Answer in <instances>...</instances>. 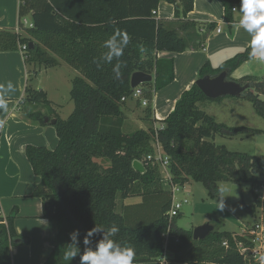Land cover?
<instances>
[{"label": "trees", "instance_id": "obj_1", "mask_svg": "<svg viewBox=\"0 0 264 264\" xmlns=\"http://www.w3.org/2000/svg\"><path fill=\"white\" fill-rule=\"evenodd\" d=\"M162 1L180 5L175 10L177 28L157 18ZM219 1L225 8V22L231 25L232 8L241 0ZM193 9L194 0H20L18 28L23 34L0 28V53L18 52L27 45V65L55 69L65 64L79 74L72 80L74 110L67 120L52 109L43 91L27 88L21 104V113L40 126L49 125L46 118L56 120L53 127L59 142L54 150L26 147V157L40 178L32 197L42 200V217L49 224L52 252L44 264H81L80 256L88 248L95 250L103 237V232L96 233L85 245L87 232L96 226L106 230L113 224L119 228L114 239L135 251L133 264L158 262L166 253L167 262L176 264H254L249 253L239 252L240 244L252 247L249 237L222 231L224 222H211L215 231L203 241H194L192 231L179 228L180 215L169 218L173 195L165 187L159 167L147 158L155 154L154 146L160 145L170 159L171 182L181 187L191 181L201 183L212 199L217 198L218 182L249 185L254 203L245 209L254 217L263 208L258 192L264 188V157L230 152L214 140L259 131L218 123L201 110V104L222 98L208 99L196 84L182 94L162 129L129 135L123 131L126 103L122 99L133 92L132 75L143 72L154 77L153 83L142 86L148 101L144 114L151 118L154 95L175 79L174 59H160L158 54H182L190 50L194 39L192 48L200 51L217 28L216 23L190 21ZM24 19L33 27L25 28ZM117 31L126 33L130 41L121 57L105 63L101 57L107 51L104 42ZM250 50L217 69L207 62L199 79L226 71L228 79L235 81L231 74L250 61ZM118 63L119 76L114 71ZM235 82L249 87L240 98L250 102L264 119V101L259 98L264 95V76ZM28 105L42 106L47 113L26 112ZM2 126L0 110V134ZM135 161L143 164V174L134 170ZM131 198L141 202L123 204L119 212V201ZM14 219V215L6 219L0 215V264H13L11 249L28 244L17 234ZM75 231L78 235L73 242L70 235ZM73 243L80 254L64 261L65 249Z\"/></svg>", "mask_w": 264, "mask_h": 264}, {"label": "crops", "instance_id": "obj_2", "mask_svg": "<svg viewBox=\"0 0 264 264\" xmlns=\"http://www.w3.org/2000/svg\"><path fill=\"white\" fill-rule=\"evenodd\" d=\"M19 5L20 0H0V28L2 30H12L23 34L21 31L18 32ZM176 7H180V5L173 6L164 1L160 2L157 18L167 22L170 28H177L176 25V27L174 26L176 22ZM233 9H236V11H233ZM239 9L240 3L233 6V23L229 25L225 22V8L219 0H194V9L188 15V19L196 23H216L217 28L206 40L204 49L200 51L192 48L196 43V39H194L190 43L192 45L190 46V50L182 54H170L166 52L158 54V58L160 59H174V82L154 95L151 104L153 109L151 118H146L144 109L143 111L141 110L142 113L136 112L135 107L129 105L131 100L126 102L123 109L125 115L123 131L125 134L129 135L138 130L146 131L150 128H154L155 130L162 129L164 126L163 121L174 111L182 94L190 90L199 80V71L207 62L214 69H217L224 62L250 47V35L243 28L237 27L241 19ZM230 28L232 29V34L230 33ZM203 31L200 30V33H203ZM181 35L184 34L181 32ZM28 67L32 68L35 65H27L20 51L0 53V84H6L11 81L15 87V91L8 98L7 111L2 110L3 126L0 134V215L5 219L14 215V227L17 234L28 240L27 245L15 246L11 249L13 264H44L52 252V247L49 244V224L42 217V200L32 197L35 189L40 184V178L35 176L26 157V147L33 145L54 150L59 141L53 126H40L28 119L20 111L22 109V100L26 98V90L30 87L28 85L30 78L37 76V73L33 70H28ZM63 68L68 72V74H65V82L67 83L69 92H71L72 80L78 76V73L74 70L72 71L65 64H61V66L55 69ZM263 76L264 62L253 59L235 70L231 74V79L239 81L245 77L262 78ZM261 96L264 95H260L259 98ZM134 102L138 106L141 104L139 101ZM218 102L222 107L226 106L225 104L229 102L228 106L231 108L230 116L232 117L241 111L243 106L250 103L242 98L230 97L223 98ZM235 103L237 104L235 105ZM56 105L58 108H61V106L54 102V106ZM205 109L211 114L209 108L205 107ZM212 116L216 121L221 124L225 123L228 127L259 131L256 134H241L232 139L217 136L214 140L215 144L217 138H220L222 141L219 146H225L230 152L264 157V119L258 116L255 110L254 112L250 111L246 117H242V122L237 120V122L229 124L218 119V115ZM50 130L54 131V138H56L54 139L53 147L48 146L49 144L45 140ZM34 140L37 142H34ZM236 142L243 144L244 147H250V151L252 152L230 148V144L232 145ZM187 184L182 186V190L186 191L185 186ZM239 186L242 196L241 202L229 205V196L225 199L226 206L222 211L219 210L217 201L208 205H195L194 210L196 215L204 217L206 220L205 224L224 222L222 224V231L246 236V233L259 223L262 218L264 211V188L258 192L263 200V208L253 217L248 214L245 206L252 205L254 201L246 203L243 185ZM186 193L188 192L186 191ZM239 208L243 214L239 213ZM261 247L264 255V239ZM168 258L169 254L166 253L159 264H176L167 262Z\"/></svg>", "mask_w": 264, "mask_h": 264}, {"label": "clouds", "instance_id": "obj_3", "mask_svg": "<svg viewBox=\"0 0 264 264\" xmlns=\"http://www.w3.org/2000/svg\"><path fill=\"white\" fill-rule=\"evenodd\" d=\"M240 16L238 28H243L247 32L250 39L249 60L257 59L264 62V0H241ZM130 37L126 33L117 31L108 40L104 42V47L107 49L102 54L105 63H110L113 58H119L123 55L125 47L128 45ZM141 51H144L141 46ZM119 63L115 66L117 76H119ZM15 91V87L11 81L6 84H0V110L7 111L8 98ZM233 183L229 184L226 181L218 182L216 195L219 210L225 209V199L233 194ZM103 232V237L100 239L95 250L88 248L83 255L80 256L81 264H133L135 251L131 246L122 245L114 237L119 232L118 226L113 224L111 227L96 226L87 232L84 244L90 243L89 237L96 233ZM78 231L70 235V239L75 242ZM80 250L75 246V243L70 244L64 252V261H71ZM264 260V257L261 258Z\"/></svg>", "mask_w": 264, "mask_h": 264}, {"label": "rangeland", "instance_id": "obj_4", "mask_svg": "<svg viewBox=\"0 0 264 264\" xmlns=\"http://www.w3.org/2000/svg\"><path fill=\"white\" fill-rule=\"evenodd\" d=\"M29 69L37 73L36 77L33 76L30 78V81L28 83V85L30 86L29 88H31L32 90L43 91L44 93H46L48 95L47 96L48 101L52 103L51 104L52 109L57 111L58 116L62 120H67L74 110V104L71 100L70 92L67 87V83L65 82L66 80L65 74L66 73L68 74L67 70H65L64 68L63 69H54V68L46 69L40 65H35V67H32V68L28 67V70ZM260 99L264 101V96H261ZM130 100L131 101L129 105L130 106L133 105L135 107L136 112L142 113L141 110L143 111V109L145 112V109L147 108L146 106H142L141 104L138 106V104H136L134 100L132 99ZM54 102H56V104L61 106V108H58L57 105L54 106ZM218 103L219 102L211 101V102H206L204 104H201L202 105L201 110L209 114L210 116L218 115V119L224 122H228L226 124L237 122V120H240V122H242V117L243 118L246 117V115H248L250 111L254 112L253 106L250 103L248 105L244 104L245 106H243L242 110L232 117L230 116L231 108H229L228 106L229 102H227L225 104L226 106L224 107L220 106ZM236 104L237 103H235V105ZM238 105L240 106V104ZM205 107L210 109V112L212 115L207 111V109H205ZM36 110H41L43 113H47L46 109H43L42 106H40L37 109L34 106L28 105L25 111L33 112ZM222 124H225V123H222ZM54 139H56L54 138V131L50 130L49 134L47 135L45 139L47 144H49L48 146H51V147L54 146ZM221 141L222 140L220 138H217L216 144L219 145ZM34 142H37V141L34 140ZM230 148L234 150H244V152H250V153L252 152L250 151V147H247V146L244 147L243 144H238V142L232 145L230 144ZM164 185L166 188H168L165 183ZM185 189L189 194L186 193V191L182 190V192L178 195V198L176 201L177 204L181 205V213H180L179 218L177 219V226L183 230L193 232L197 227L204 225L206 222L204 217H199L196 215L195 210H194L195 205L213 204L214 202L217 201L218 198L216 199L210 198L207 190L204 188V186L201 183H195L191 181L189 184L185 186ZM243 193L245 196L246 203H251L254 201V195L249 185H243ZM186 199L188 200V202L184 203ZM140 202L141 200L138 198H132L126 202L119 201L118 211L119 212L121 211L123 204L133 205V204H138ZM238 211L239 213L243 214L240 208ZM159 262L160 261L147 263V264H159Z\"/></svg>", "mask_w": 264, "mask_h": 264}, {"label": "water", "instance_id": "obj_5", "mask_svg": "<svg viewBox=\"0 0 264 264\" xmlns=\"http://www.w3.org/2000/svg\"><path fill=\"white\" fill-rule=\"evenodd\" d=\"M32 47V45H31ZM154 77L150 74L143 72H136L132 75L130 80V86L133 89L143 86L147 83H152ZM198 88L204 93V95L210 100H217L221 98H240L244 95V93L249 89L248 86H242L235 81H231L228 79V72L224 71L215 77L206 76L204 78L199 79L196 82ZM45 123H48L51 126L56 124V120L49 118L45 119ZM133 168L135 171L139 173H144L145 169L142 163L135 161L133 163ZM233 194L230 195L229 205H233L237 202L242 201L240 186L234 184ZM215 231V227L206 223L202 226L197 227L193 231V239L194 241H203L207 237H209Z\"/></svg>", "mask_w": 264, "mask_h": 264}, {"label": "built area", "instance_id": "obj_6", "mask_svg": "<svg viewBox=\"0 0 264 264\" xmlns=\"http://www.w3.org/2000/svg\"><path fill=\"white\" fill-rule=\"evenodd\" d=\"M233 11H236V9H233ZM23 25L25 28H32L33 25L28 19L23 20ZM20 30L18 29V32ZM220 32V30H218ZM20 52L22 53L24 60L27 59V53H28V46L23 45L20 47ZM134 100V101H139L142 106H148V101L144 98L143 96V89L142 87H138L133 89L132 94L129 97H125L122 99L123 102H127L128 100ZM155 154L153 156H149L147 158L148 162L154 163L159 167L161 176L163 175L162 179L168 189L171 191L173 195V205L172 208L169 212V218L173 219L174 217L180 215L181 212V205L177 204V198L178 195L182 191V187L179 185L173 184L172 181V176L169 171V165H170V159L163 153L162 148L160 145H155ZM188 201L185 200L184 203H187ZM245 237H249V241L252 244V247H245L244 245L240 244L239 245V252L241 255H246V253H249L251 260L253 261L254 264H264V260L261 258L264 257L263 252H262V241L264 239V211L262 213V218L259 223L254 225V227L249 230ZM225 247L227 246L226 243L223 244Z\"/></svg>", "mask_w": 264, "mask_h": 264}]
</instances>
